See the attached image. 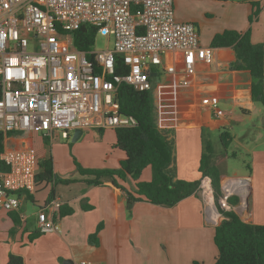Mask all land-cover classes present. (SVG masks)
I'll list each match as a JSON object with an SVG mask.
<instances>
[{
	"label": "crops",
	"instance_id": "1",
	"mask_svg": "<svg viewBox=\"0 0 264 264\" xmlns=\"http://www.w3.org/2000/svg\"><path fill=\"white\" fill-rule=\"evenodd\" d=\"M263 7L264 0H173L175 18L197 26L200 43L212 48V58L209 63H196L195 74L187 85L181 82L179 51L164 58L176 64L175 73L158 66L150 76L158 126L174 148L175 177L200 179L199 165L206 136L220 137L221 131L227 130L232 137L229 146L248 154L250 165L241 174L220 173L221 193L229 184L230 197H237L230 210L243 221L257 224H264V104L253 99L252 83L257 78L246 59L238 55L233 45H213V39L225 31H235L240 36L247 35L250 45L260 46ZM212 95L218 97L221 115L201 102L203 97ZM96 132L100 139L105 138L103 151L118 148L112 128L84 129L80 137L95 136ZM41 135L38 139L35 131L15 132L7 136L4 144L33 149L43 145L48 151L44 157L39 154L38 162L50 156L53 175L69 181H57L55 177L39 180L34 193L24 195L18 210H0V264H6L10 253L20 255L24 264H64L66 259H71L73 264L81 260L90 264L214 263L218 253L215 227L224 216L219 207L207 202L198 191L172 206L145 200L129 202L126 191L114 185L110 178L90 184L87 182L90 177L77 171L75 161L81 165L82 160L75 145H69L72 134L67 138L60 131L52 137ZM118 150L115 161L120 165L125 153ZM213 161L217 166L215 156ZM111 165L103 168L119 167ZM141 175L143 181L151 178L146 169ZM227 177L234 180H226L225 184ZM134 182L128 177L123 184L131 189ZM83 205L89 208L84 209ZM68 207L72 213L61 215V209ZM40 210L53 216L58 231L38 230ZM98 225L99 242L93 245L88 242V235Z\"/></svg>",
	"mask_w": 264,
	"mask_h": 264
},
{
	"label": "built area",
	"instance_id": "2",
	"mask_svg": "<svg viewBox=\"0 0 264 264\" xmlns=\"http://www.w3.org/2000/svg\"><path fill=\"white\" fill-rule=\"evenodd\" d=\"M261 87L264 92V7ZM92 26L113 46L77 49L72 32ZM181 53L183 85L195 74L196 63H209L212 48L203 46L197 26L175 18L173 0H0V131H40L64 137L75 129L137 124L135 117L119 111L116 99L122 83L136 90H151V72L161 66L175 73L166 62L172 52ZM120 63H116V57ZM216 115L223 113L215 95L203 97ZM0 160V210L21 206L27 193L36 189L37 157L33 147L4 144ZM198 193L223 210H230L231 193L214 199L209 176L200 179ZM21 217L23 215L21 214ZM40 232L58 231L53 216L37 212ZM78 264H90L81 260Z\"/></svg>",
	"mask_w": 264,
	"mask_h": 264
},
{
	"label": "trees",
	"instance_id": "3",
	"mask_svg": "<svg viewBox=\"0 0 264 264\" xmlns=\"http://www.w3.org/2000/svg\"><path fill=\"white\" fill-rule=\"evenodd\" d=\"M255 4V2H253ZM96 37V29L87 26L72 32L73 44L77 49L86 50L91 47ZM213 45H233L238 55L245 58L252 75L257 78L252 83V96L254 100L264 104V92L261 87V58L262 45L253 46L248 42L247 35L240 36L235 31H225L214 37ZM241 50V51H240ZM120 63V57H116ZM116 99L119 102V111L131 114L137 124L131 127L115 129V145L122 149L125 157L117 168H85L77 161V171L87 177L90 184H99L103 178H110L112 183L126 191L127 200L135 202L145 200L153 204L172 206L181 199L196 193L199 189L200 179L185 180L175 177L172 168L174 148L172 142L161 132L158 124V112L151 90H136L127 84H120ZM12 134V133H9ZM4 133L0 131V152L4 146ZM232 137L227 130L220 133V141L228 147ZM214 149L210 140H206L200 158L199 171L201 177L209 176L214 190L215 200L221 195L220 173L214 161ZM150 166L151 178L148 181L140 179L145 167ZM36 186L39 180L49 181L55 177L57 181L68 182L53 175V164L50 156L37 162ZM7 168L0 160V171ZM130 177L134 188H126L123 183ZM237 197L229 198L234 205ZM84 209L89 206L83 205ZM72 208L61 209L60 214H71ZM224 218L215 227L214 242L217 247V256L213 264H264V224L243 221L233 210H222ZM17 218L14 217V221ZM98 225L88 235V242L97 245L99 242ZM6 264H24L23 258L14 253L8 255ZM192 264H204L194 261Z\"/></svg>",
	"mask_w": 264,
	"mask_h": 264
},
{
	"label": "rangeland",
	"instance_id": "4",
	"mask_svg": "<svg viewBox=\"0 0 264 264\" xmlns=\"http://www.w3.org/2000/svg\"><path fill=\"white\" fill-rule=\"evenodd\" d=\"M107 46L109 48H112V36L110 38H107L105 34L98 32L95 37L94 43L91 46V49H104ZM35 133L38 135V139L39 137L42 138L40 131H35ZM97 133L98 132H96L95 136H90L87 138H84L85 136H82L76 141H72L71 138L69 140V145H75V149L79 152L82 164H85L86 166L85 168H103L112 166L111 164H116L119 166L117 159L115 161V151H119L118 148L115 147L114 149H112L110 147L109 150L103 151L102 146L104 144L105 138L100 139ZM206 138H208L206 140H210L213 146L214 156L217 161L219 173L233 174L234 172H237L238 174H241L248 171L247 165H250V156L244 153L242 149H237L236 147L232 146L224 147L220 141V137L215 134L207 135ZM34 150L37 159L40 156L39 154L44 157V155L47 154L48 151V149L43 148V145L38 146V148H35ZM232 151H235V154H233ZM82 164L81 166L84 167ZM145 169L150 171L151 173L150 166H147ZM142 176L143 175H141L140 177L141 179ZM226 180H229L228 182H231L234 180V178L227 177L224 179V182Z\"/></svg>",
	"mask_w": 264,
	"mask_h": 264
},
{
	"label": "water",
	"instance_id": "5",
	"mask_svg": "<svg viewBox=\"0 0 264 264\" xmlns=\"http://www.w3.org/2000/svg\"><path fill=\"white\" fill-rule=\"evenodd\" d=\"M82 29L83 30H86V27L83 25L82 26ZM83 133V130L81 128H77L74 130L73 134H72V141H76L77 139L80 138V136L82 135ZM238 180H242L241 178H237ZM214 206H216L215 203H213ZM64 264H73L72 260L71 259H66L64 261Z\"/></svg>",
	"mask_w": 264,
	"mask_h": 264
},
{
	"label": "bare ground",
	"instance_id": "6",
	"mask_svg": "<svg viewBox=\"0 0 264 264\" xmlns=\"http://www.w3.org/2000/svg\"><path fill=\"white\" fill-rule=\"evenodd\" d=\"M226 183H227V182H225V184H226ZM229 186H230L229 184H226V190H225L226 192H229V191H230ZM208 202H209V203H212V196H211V194L208 195ZM212 205H213V204H212Z\"/></svg>",
	"mask_w": 264,
	"mask_h": 264
}]
</instances>
